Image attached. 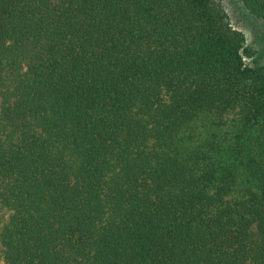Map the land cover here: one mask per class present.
Wrapping results in <instances>:
<instances>
[{
    "label": "trees",
    "instance_id": "16d2710c",
    "mask_svg": "<svg viewBox=\"0 0 264 264\" xmlns=\"http://www.w3.org/2000/svg\"><path fill=\"white\" fill-rule=\"evenodd\" d=\"M252 53L213 0H0V264H264Z\"/></svg>",
    "mask_w": 264,
    "mask_h": 264
},
{
    "label": "rangeland",
    "instance_id": "374dc122",
    "mask_svg": "<svg viewBox=\"0 0 264 264\" xmlns=\"http://www.w3.org/2000/svg\"><path fill=\"white\" fill-rule=\"evenodd\" d=\"M225 11L230 25L240 31L245 45L253 52L243 55L246 65L252 66L264 62V20L251 15L239 0H213Z\"/></svg>",
    "mask_w": 264,
    "mask_h": 264
}]
</instances>
